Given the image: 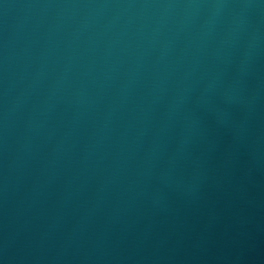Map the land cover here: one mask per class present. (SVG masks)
Here are the masks:
<instances>
[{
  "label": "water",
  "instance_id": "water-1",
  "mask_svg": "<svg viewBox=\"0 0 264 264\" xmlns=\"http://www.w3.org/2000/svg\"><path fill=\"white\" fill-rule=\"evenodd\" d=\"M0 264H264V0H0Z\"/></svg>",
  "mask_w": 264,
  "mask_h": 264
}]
</instances>
